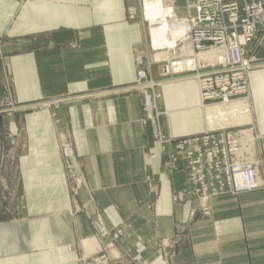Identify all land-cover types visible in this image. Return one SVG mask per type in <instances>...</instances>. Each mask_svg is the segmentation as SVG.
Returning <instances> with one entry per match:
<instances>
[{
  "label": "crops",
  "instance_id": "obj_1",
  "mask_svg": "<svg viewBox=\"0 0 264 264\" xmlns=\"http://www.w3.org/2000/svg\"><path fill=\"white\" fill-rule=\"evenodd\" d=\"M124 14V0H0V107L11 97L21 105L89 95L61 111L73 171L85 180L72 195L47 115L0 113V177L15 191L14 215L0 217V264H78L117 228L122 264H264V66L247 76L259 186L191 217L187 175L167 177L156 127L140 124L141 99L129 91L142 36ZM162 97L165 135L204 131L195 81L169 83Z\"/></svg>",
  "mask_w": 264,
  "mask_h": 264
},
{
  "label": "built area",
  "instance_id": "obj_2",
  "mask_svg": "<svg viewBox=\"0 0 264 264\" xmlns=\"http://www.w3.org/2000/svg\"><path fill=\"white\" fill-rule=\"evenodd\" d=\"M149 1H159L165 10V15L153 20V24L143 14L152 24L149 41L155 53L153 62H166L162 75L195 79L202 110L213 107L228 110L239 101L246 106L244 110L230 111L232 115H223L219 125L224 127L209 128L201 135L183 138L176 144L177 159L173 160L172 169H177L178 160L184 163L198 211L209 216L211 202L216 197L251 192L259 186L260 162L256 146L259 137L252 125L229 126L250 114L245 104L249 95L247 76L255 59L248 58L247 49L264 25V6L261 2L248 3L247 0H242L241 5L235 0H189L186 16L177 17L173 3ZM161 20L167 23L169 30L183 28V32L172 45L154 47L150 32L160 27ZM166 38L170 40L169 33ZM148 74L146 71L138 74V80L143 81L138 88L143 92L154 91V81ZM157 97L153 92L151 100L145 104L148 112L156 108ZM80 264L113 263L106 255L95 253L82 256Z\"/></svg>",
  "mask_w": 264,
  "mask_h": 264
},
{
  "label": "rangeland",
  "instance_id": "obj_3",
  "mask_svg": "<svg viewBox=\"0 0 264 264\" xmlns=\"http://www.w3.org/2000/svg\"><path fill=\"white\" fill-rule=\"evenodd\" d=\"M145 1L149 0H124V5H125V20L129 23H134L139 26L140 33L142 36V43L140 47H136L133 51V58H132V63H133V68L135 71V80L133 84H131L129 87V91H134L136 92L140 99H141V117H140V124L142 126H146L149 123H153L156 127L155 134L153 135L154 141L159 144L160 146V153L162 154V157L164 159L163 163V169L165 173L167 174V177L170 176L171 174L178 172V171H183L186 173L188 181L189 177L187 172L184 169V163L178 160V163L176 164L177 169H172L174 168L175 163L173 164V160L177 159L176 156V144L182 140L183 138L186 137H181V138H173L169 135H165L160 127L159 120L161 117H164L167 115V111L164 109H160L158 104L160 101H162V89L164 86L168 85L169 83L176 82V81H184V80H193L195 79L191 77H186V76H164L161 73L162 68L166 66V62L162 60H158L156 62H153V57H154V52L151 50L150 46V41H149V27L151 22H148L147 20L144 19V13H143V5ZM165 5H169L170 3H173L175 7V14L177 17H185L187 14V4L189 0H162ZM239 5L242 4V0H235ZM248 3H259L261 2L264 6V0H247ZM248 58H254L255 63L254 67L252 68L255 69L260 66H264V25L261 27L259 30L258 34L256 35V39L248 49ZM141 60L140 65H138V61ZM140 71H146V73H149V78L153 80L155 87L154 91H151L150 89L146 90L145 92L141 91L139 87V83H143V81L138 80V74ZM248 81V80H247ZM196 82V81H195ZM197 85V84H196ZM249 87V86H248ZM155 93V95H158L157 99H155L156 108L150 112L147 111L145 104L151 100L150 97H152V93ZM89 98V95H84V94H67V95H60L56 97H51V98H46L42 100H38L33 103H27V104H15L11 98H7L4 100V103L0 107V113L3 112H8V111H17L20 113H25V112H43L47 115L48 120H49V126L51 129V133L54 138V143H55V148L56 151L61 159L62 167L65 172L66 176V181L70 184L69 191L70 194H75L77 193L78 189L84 187L85 185V180L82 176H78L74 173L72 164H71V151L73 150V133L70 129L69 123H65L64 120L62 119L61 116V111L64 107H68L69 105L72 104H77L80 103L81 101L87 100ZM199 100V99H198ZM152 102V101H151ZM249 105V110H250V116H251V109H250V92L247 98V102L245 103ZM199 106V105H198ZM201 109V108H200ZM202 110V109H201ZM246 117L243 118L242 120H236L231 124L229 127H235L238 125H244V126H250L253 125L251 118ZM203 121H204V133L207 129V123L205 121V118L203 116ZM243 123H240V122ZM223 127L224 125H217L214 128H219ZM255 129V127H254ZM256 131V129H255ZM193 135V136H198L201 135ZM258 135V133L256 132ZM191 137V136H187ZM259 139L260 136L258 135ZM9 138L13 139L12 136L9 135ZM13 141V140H12ZM259 141V140H258ZM12 145H14V141L11 142ZM257 146V152L259 153L257 156V160L260 162L258 165V171L260 175V169L262 167V158L260 155V151L258 149V142L256 144ZM172 147L173 151L168 152V148ZM154 155L150 156V159H153ZM6 176V175H5ZM260 178V176H259ZM8 180L6 177L1 175L0 177V217L1 218H9L14 215L15 212V206L12 204V196L15 191L8 190L9 189V183L6 181ZM12 182V181H11ZM190 183V181H189ZM191 185V183H190ZM255 190V189H254ZM192 197L196 201V207L194 211L190 213L191 217H208V216H203L199 213L198 211V206H197V199L196 197L192 194V187L190 191ZM242 194V193H241ZM225 195H231V194H225ZM238 195V194H237ZM222 196V195H221ZM220 197V196H218ZM181 198L180 195H177L175 197V200H179ZM217 198V197H216ZM214 200V199H213ZM212 203V202H211ZM211 214V212H210ZM123 228H117L113 231H111L108 234V241L100 247L96 252L92 253H102L106 255L113 264H122L120 262V256L119 255H114V252L117 248L118 241L121 239L123 236ZM90 254V255H92ZM84 256V254L80 255L78 259V264H80V259L81 257Z\"/></svg>",
  "mask_w": 264,
  "mask_h": 264
},
{
  "label": "bare ground",
  "instance_id": "obj_4",
  "mask_svg": "<svg viewBox=\"0 0 264 264\" xmlns=\"http://www.w3.org/2000/svg\"><path fill=\"white\" fill-rule=\"evenodd\" d=\"M144 15L147 19H149L152 24L153 20L156 18L163 17L165 15V10L160 6L159 1H145L144 2ZM183 28H176L173 30H169V27L167 23L164 20H161V24L159 28L151 29L150 36L152 43L154 47H160L163 45H172L175 38L179 37ZM169 33L170 40H167L166 34ZM249 106V105H248ZM246 109V106L243 104L242 101L235 102L228 108V110H221L219 108L213 107V108H206L203 111L204 118H206L207 121V127L213 128L217 125L221 124V119L223 115H232V112L230 111H239ZM228 113V114H225ZM250 116V114H249ZM243 118L240 117L239 121ZM244 122V119H243ZM242 121L240 123H243ZM220 127V126H219ZM224 127V126H223Z\"/></svg>",
  "mask_w": 264,
  "mask_h": 264
}]
</instances>
